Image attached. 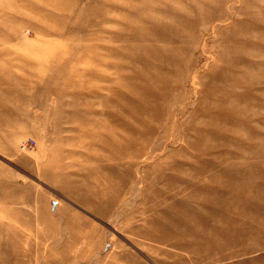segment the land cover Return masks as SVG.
Masks as SVG:
<instances>
[{
    "label": "rangeland",
    "instance_id": "1",
    "mask_svg": "<svg viewBox=\"0 0 264 264\" xmlns=\"http://www.w3.org/2000/svg\"><path fill=\"white\" fill-rule=\"evenodd\" d=\"M0 264H264V0H0Z\"/></svg>",
    "mask_w": 264,
    "mask_h": 264
},
{
    "label": "built area",
    "instance_id": "2",
    "mask_svg": "<svg viewBox=\"0 0 264 264\" xmlns=\"http://www.w3.org/2000/svg\"><path fill=\"white\" fill-rule=\"evenodd\" d=\"M24 148V147H23Z\"/></svg>",
    "mask_w": 264,
    "mask_h": 264
}]
</instances>
